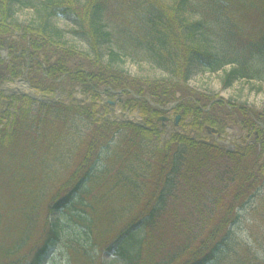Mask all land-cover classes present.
Wrapping results in <instances>:
<instances>
[{"label": "trees", "instance_id": "obj_1", "mask_svg": "<svg viewBox=\"0 0 264 264\" xmlns=\"http://www.w3.org/2000/svg\"><path fill=\"white\" fill-rule=\"evenodd\" d=\"M7 1L0 0V53L6 49L9 58L4 61L0 57V85L17 78L19 65L28 59L27 80L36 93L48 98L62 91L63 86L78 87L87 99L64 106L61 102L52 105L23 95L3 98L0 93V190L10 184L17 191L5 207L0 191V264H42L59 240L58 226L50 222L49 216L66 209L74 197L84 207L85 228L101 253L115 249L125 264H207L226 239L228 227L237 220V209L264 181V112H252L243 106L229 108L231 104L214 102L188 89V100L182 102L175 95L180 91L186 93L185 86L143 84L130 79L111 67L112 63L121 62L113 51L108 53V65L89 62L88 69L76 65L77 62L69 65L73 51L66 48L64 32L51 26L48 19L73 15L78 30L72 33L87 39L91 54L99 62L98 48L110 39L102 24V12L109 9L116 20L131 24V34L142 35L150 45L169 47L176 58V69L185 70L182 82L189 75L186 67L193 62L213 72L237 64L225 77L224 85H228L234 79H253L249 61L264 59V0H208V15H204L202 22L182 17L188 0H179L172 8L166 7L163 0H48L43 4L46 19L41 18L39 26L16 24L9 15ZM10 31H18L22 37L6 46L5 37ZM209 31L222 43L221 53L201 46L203 39L199 35L205 37ZM26 39L29 48L24 43ZM41 59L45 69L39 63ZM39 69H43L41 74ZM115 91L129 97L121 101V109H136L143 116V127L98 116L106 108L98 106V99L101 95L112 97L111 92ZM3 101L6 110L2 109ZM174 103L173 110L176 116L180 115V121L190 120V126L197 131L208 129L222 134L225 124L217 114L236 113L241 129L252 136L251 144L226 151L189 135L173 134L162 147L158 146L156 123L164 114L161 108ZM70 117L87 122V129L80 135L83 136L78 163L68 179L47 196L37 213L27 205L36 197L37 187L25 192L23 182L35 181L29 175L39 152L62 147L56 125L66 124ZM144 141H154V146L145 149ZM110 144L113 146L108 149L107 166L97 173L100 154ZM24 150L30 154L28 163L27 156L22 163L15 156ZM210 173H216L215 180H222L214 196V208L206 223H190L187 213L200 216L206 210L203 203L207 206L208 199L203 188ZM88 183L92 189L84 192L82 187ZM124 196L134 199L137 205L132 218L114 232L116 211L111 207ZM188 208L191 211L184 214ZM33 220L37 222L32 226ZM35 225L38 235L31 243ZM210 226L213 228L206 239L192 248L197 237ZM139 227L142 236L129 252L125 242L133 243ZM169 227L174 231L171 236L165 232ZM218 234L219 241L213 244ZM206 244H211L210 248H205ZM72 256L75 264H102L84 249L77 248Z\"/></svg>", "mask_w": 264, "mask_h": 264}, {"label": "rangeland", "instance_id": "obj_2", "mask_svg": "<svg viewBox=\"0 0 264 264\" xmlns=\"http://www.w3.org/2000/svg\"><path fill=\"white\" fill-rule=\"evenodd\" d=\"M47 1L48 0H8L7 6L9 15L18 25L39 26L40 19H46V12L44 11L43 4ZM84 1L85 0H81V2ZM177 1L179 0H163L165 6L170 8H172ZM207 2L208 0H188L187 5L184 7L185 12L182 17L187 18L191 22L204 21V15H208ZM48 22L54 28L64 32L66 48L73 51L71 53L73 58L70 60L69 65L77 62L76 65L83 68L86 67L87 69L89 68V62H93L95 65H108V53L109 51H113L119 56L121 62L118 64L112 63L111 67L125 74L130 79L139 80L143 84L159 82L163 84L176 83L185 86L186 93L180 91L175 95L176 98L182 102L188 100V89L192 93L203 94L214 102H221L227 106L231 104L229 108L243 106L252 112H264V59L254 58L252 61H249V65L251 66L249 74L254 75L253 79H234L228 85H224L226 75L231 70L236 69L238 66L237 64H228L213 72L199 63L193 62L186 67L189 70V75L185 82H182L185 70L184 68L176 69V58L174 54L169 51V47L165 49L158 47L157 44L150 45L147 40L143 39L142 35L131 34V29L127 27V23L116 20L111 10L104 14L102 21L106 31L109 32L110 39L108 43H104L98 48L99 62H96V59L91 54V48L88 45L87 39L72 33L78 30V22L73 15L68 14L66 16L53 17L48 19ZM210 25L215 27L214 24ZM18 33L20 32L10 31L9 35L5 37V45L7 46V44H9L11 40L16 39V37H20L21 34ZM199 39H203L201 46L204 49H208L214 53L222 52V43L213 31H209V34L205 37L199 35ZM24 43L28 46L29 40L26 39ZM7 54L8 52L6 49L2 50L0 53L1 59L9 61ZM170 54L172 55L170 56ZM27 61L28 59L19 65L20 75L15 78L13 82L23 79L30 86L27 80ZM39 63L42 68L45 69L42 59ZM42 70L39 69L40 74ZM5 83L11 82L7 81ZM4 84H2V86ZM31 91L34 96L44 100L41 94L39 95L33 89H31ZM2 95L3 98L6 96L3 91ZM11 96L8 95V97ZM111 96L112 97L101 95L98 99L97 104L100 108L106 106V108H103L99 113V117L117 123L144 125L143 116L140 115L136 109H121V101L128 99V96L123 95L122 91L111 92ZM129 96L133 97L130 91ZM86 99L87 97L81 93L78 87L71 88L63 86L62 91H57L47 100L51 101L53 105L61 102L64 106H68L72 104V102L84 103ZM169 105L170 104L163 108L164 110L167 109V111L161 114V117L166 118L167 121L156 123L159 132L157 145L160 147H162L173 134L189 135L197 140L200 139L202 142L216 144L226 151H234L235 148L250 145L252 142V136H248L246 132L241 129L239 118L234 112H229L227 115L224 113L217 114V116L224 121L223 124H225L222 131L223 133L217 134L216 131L213 132L211 130H194L190 126V120L188 119L185 121H180L179 119L178 124L175 125L174 122L177 112L171 110ZM2 109H7L5 101L2 102ZM178 116L180 115L178 114ZM180 122H183L182 125ZM56 127L57 129L55 130L58 131L59 138L63 143L62 147L49 151L48 153L41 154V152H39L35 165L29 162V164L32 165L29 178L32 176L35 178V181L32 179L33 183L27 184L28 179L24 176L27 180L23 182V191L26 192L29 189L33 190L37 187L36 197L27 203L28 206L30 204L33 208L32 210H37V213L40 211L39 208L44 206L47 196L53 194L75 170L80 154L79 143L83 136L80 137V135L84 134L87 129V122L79 117H70L66 124H57ZM40 128L41 126L39 129ZM50 132L51 130H48V133ZM112 146L113 144H110L107 149L102 150L95 172L100 173L107 166V161L110 156L108 149ZM142 146L148 149L154 146V141L151 143L144 141ZM26 152L27 151L24 150L23 152L19 151L15 153V156L21 163L26 156L27 163L30 159V154ZM31 154L34 155V153ZM8 160L9 158H7L6 161ZM23 166L25 168V165ZM0 169H2V165H0ZM215 176L216 173H210L208 182L203 188V193L206 194L208 199L207 206L203 203L206 209L205 212L200 216L187 213L186 215H188L190 223H195L196 220H198V222H207L208 213L212 212L214 208L213 202L216 199L214 196L218 194L217 191L222 181L219 180V177L215 180ZM212 186H214L215 190L211 189ZM91 187L92 184L88 183L82 187V190L86 192L91 190ZM0 191L1 204L4 207L10 204L9 197L17 192H15V187L10 186V184L5 185ZM77 199L78 197H74L71 205L66 209L50 214V222L58 226L59 240L51 248L43 264H75L72 253L77 248L84 249L90 257H96V260L101 261L102 264H125L117 257L115 249L111 252L103 251V253H101L99 248L94 245L95 243L91 240L85 228L87 217L82 212L84 207ZM117 201H119V203L111 207L114 212L116 211L112 226L114 232L132 218L137 205L134 199L125 196L122 197V200ZM237 210V220L228 227L229 232L226 239L218 246L214 256L207 264H264V181L260 185L258 191L247 198L242 207ZM186 211H191V208H188V210H185L183 213L185 214ZM34 222H37V220H33L32 226ZM205 227H207V225ZM212 228L213 227L210 226L204 230L201 236L197 237L191 245L192 248L195 249L201 240H205ZM165 232L169 236L174 233L171 227L167 228ZM37 235V227L35 225L34 232L30 235L29 242L32 243ZM141 236L142 229L139 227L133 236V243L132 241L125 242L129 252L136 247V242ZM219 236V234L215 236L212 242L213 244L219 241ZM209 245L206 244L205 248H210Z\"/></svg>", "mask_w": 264, "mask_h": 264}, {"label": "bare ground", "instance_id": "obj_3", "mask_svg": "<svg viewBox=\"0 0 264 264\" xmlns=\"http://www.w3.org/2000/svg\"><path fill=\"white\" fill-rule=\"evenodd\" d=\"M106 12H109V9L102 12V19L104 17V14ZM112 12V11H111ZM113 13V12H112ZM114 17V15H113ZM131 24H127V27H130ZM2 90L6 95H13V94H28L33 96V92L31 91L29 84L25 82L23 79L15 80L12 83L4 84L2 86Z\"/></svg>", "mask_w": 264, "mask_h": 264}, {"label": "water", "instance_id": "obj_4", "mask_svg": "<svg viewBox=\"0 0 264 264\" xmlns=\"http://www.w3.org/2000/svg\"><path fill=\"white\" fill-rule=\"evenodd\" d=\"M166 119H161V121H165ZM179 120V117L176 118V123L177 124V121Z\"/></svg>", "mask_w": 264, "mask_h": 264}]
</instances>
